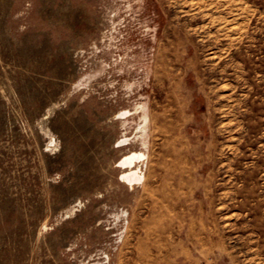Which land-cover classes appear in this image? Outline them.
Instances as JSON below:
<instances>
[{"label":"rangeland","instance_id":"374dc122","mask_svg":"<svg viewBox=\"0 0 264 264\" xmlns=\"http://www.w3.org/2000/svg\"><path fill=\"white\" fill-rule=\"evenodd\" d=\"M0 264H264V0H0Z\"/></svg>","mask_w":264,"mask_h":264},{"label":"bare ground","instance_id":"6f19581e","mask_svg":"<svg viewBox=\"0 0 264 264\" xmlns=\"http://www.w3.org/2000/svg\"><path fill=\"white\" fill-rule=\"evenodd\" d=\"M143 158H144V154L134 153L130 156H126L122 161V164L132 167L133 164L136 163V161L138 162V160H142ZM122 177L130 185L141 182L143 178V176L140 174L138 170H133L132 168L130 169V171L126 172Z\"/></svg>","mask_w":264,"mask_h":264}]
</instances>
